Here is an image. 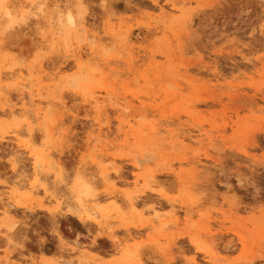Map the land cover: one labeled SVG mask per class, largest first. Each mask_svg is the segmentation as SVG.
I'll list each match as a JSON object with an SVG mask.
<instances>
[{
    "label": "rangeland",
    "instance_id": "rangeland-1",
    "mask_svg": "<svg viewBox=\"0 0 264 264\" xmlns=\"http://www.w3.org/2000/svg\"><path fill=\"white\" fill-rule=\"evenodd\" d=\"M172 3L181 10L160 17ZM20 8L8 17L0 6V114L24 107L27 116L0 115V196L15 182L41 191L16 196L9 217L0 215L15 223H0V264H264V0ZM64 10L83 11L87 31L109 46L76 60L86 40L55 22ZM23 85L29 96L47 87L44 98L29 101ZM117 100L134 114L127 144ZM12 129L32 134L15 139ZM77 175L93 188L96 218L72 211ZM43 185L59 206L37 202Z\"/></svg>",
    "mask_w": 264,
    "mask_h": 264
},
{
    "label": "bare ground",
    "instance_id": "bare-ground-1",
    "mask_svg": "<svg viewBox=\"0 0 264 264\" xmlns=\"http://www.w3.org/2000/svg\"><path fill=\"white\" fill-rule=\"evenodd\" d=\"M7 1L8 0H0V6H1V8H3L4 10H5V14L8 16V17H11L12 16V8H15V7H17L18 5L19 6H22V8H20V9H18V11L19 12H23V10H24V8H30V9H32L31 7L34 5V1L35 0H24V1H22V0H19V2L17 3V4H15V5H13L12 6V8H11V10H8L7 9V7H6V5H7ZM38 2V1H37ZM37 2H35L36 4H38ZM9 3H11L10 1H9ZM16 3V2H15ZM25 3V4H24ZM12 4V3H11ZM24 4V5H23ZM8 6V5H7ZM161 9V8H160ZM181 10V8H179L176 4H174V3H172L171 4V10H166L165 8L164 9H162L161 10V12H160V14L162 15V16H160V17H163V16H167V15H170V14H173V13H175V12H177V11H180ZM25 12H28L27 10L25 11ZM24 12V13H25ZM59 12V14H58V17H57V19H55V22H56V20H57V22L56 23H58L59 24V26H61L62 27V30L66 33V34H68L69 33V31H72V30H76V31H81V32H83V34H84V37H85V40H86V42L84 43V46H82V48L79 50V51H76V52H74V56L76 57V60H78V61H80V60H82L84 57H87V56H93L96 52H97V50L99 49V48H101V47H107V46H109L108 45V41H107V37H102V36H100L99 34H96V33H90V32H88L87 31V26H86V21L84 20V18H83V15H82V13H83V11L82 12H79V13H77V14H74L73 12H71V11H58ZM18 14V13H17ZM16 15V14H15ZM14 16V15H13ZM20 16H21V14H20ZM23 16V17H22ZM21 17V20L23 21V19L24 18H26L27 16H26V14H24V15H22ZM25 16V17H24ZM54 23V22H53ZM58 32H59V30H58ZM82 37H83V35H82ZM108 39H111V38H108ZM112 47V46H111ZM111 49V48H110ZM104 54H106V53H104ZM107 55V54H106ZM96 57V56H95ZM93 59V58H92ZM103 61V60H102ZM94 63L95 62H93V67H92V69L94 68V66H100V64H98V65H94ZM100 63H103V62H100ZM92 66V65H91ZM102 67V66H101ZM82 68V67H81ZM97 68V67H96ZM109 69V68H108ZM93 70H95V69H93ZM83 71L84 70H82V74H83ZM96 71H98V73L101 75V74H104V72H103V69H101L100 67L99 68H97L96 69ZM95 71V72H96ZM94 72V73H95ZM97 73V74H98ZM10 74V73H9ZM8 74V75H9ZM15 74V73H14ZM23 74H25V73H23ZM11 76H12V73L10 74ZM99 75V76H100ZM10 76V77H11ZM14 76V75H13ZM22 76V73H21V71H18L17 72V76H16V78L17 77H21ZM4 77H5V75H4ZM10 77H8V78H10ZM31 74L29 73L28 74V76H27V78H26V83H28V85H29V82H31L32 81V79H31ZM15 78V77H14ZM99 78V77H98ZM5 79H7V78H5ZM25 79V78H24ZM27 79H29V80H27ZM2 80H4L3 78H2ZM71 80V79H70ZM78 79L76 78V76H75V78L73 77V79H72V82H73V86L74 85H78L79 84V80L77 81ZM82 80V79H81ZM83 80H84V78H83ZM28 81V82H27ZM71 82V83H72ZM78 82V83H77ZM0 83H1V77H0ZM32 83V82H31ZM1 86V85H0ZM27 87V85H23V88L21 89V92L20 93H24V90L23 89H25ZM76 87V86H75ZM32 90H33V88L32 87H30ZM47 89V87H45V86H42V87H38L35 91L33 90V92H36L35 94L33 93V92H30V96L29 95H27L26 93H24V94H26L25 95V97H27L28 98V96H29V99L31 98V100H29V101H33L32 99V96L34 97V96H36V97H38V99H39V97L41 98L42 97V94H43V91L42 90H44V89ZM5 88L3 87V90H4ZM28 89H29V87H28ZM31 90V91H32ZM30 91V90H29ZM0 92H1V90H0ZM96 92L94 91V92H92L91 93V95H90V102L89 103H93V104H98L99 103V98H98V95L97 94H95ZM29 94V93H28ZM46 96V95H45ZM47 97V96H46ZM42 98H44V97H42ZM120 100V99H119ZM26 101V100H25ZM29 101H27V103H31V102H29ZM39 101V100H38ZM42 101V100H41ZM118 101V100H117ZM121 101V100H120ZM120 101H118L117 102V108H116V110H119L120 112H121V114H126V115H124V117L125 118H123L122 120H121V122H120V126H121V128L119 129V133H120V131L122 132V134L125 136L124 137V141H123V144H127L128 142V139L130 138V137H135L136 136V134H137V131H135L134 130V114L132 113L131 114V112L130 113H128L126 110L128 109L127 108V106H125L123 103H121ZM10 102V101H9ZM10 104V103H9ZM13 104V103H12ZM24 104H26V102H24ZM37 105V103H34V102H32V105H30V104H27L29 107H34V105ZM51 104V103H50ZM116 107V106H115ZM22 109V111H20ZM19 111V113L18 112H15V110L14 109H12V107H9V109H5V110H1L3 113H1V114H3V115H5V116H9V117H11L12 119H15V121H16V117L15 116H22V115H25L26 116V114H24V113H26L25 112V108L23 107V108H21ZM94 110V109H93ZM17 111V110H16ZM113 111V110H112ZM115 111V110H114ZM116 112V111H115ZM15 113H18V114H16L15 115ZM28 113V112H27ZM0 114V115H1ZM28 115H29V113H28ZM99 116V115H98ZM23 117V116H22ZM27 117V116H26ZM21 121V120H20ZM44 126H45V123H44ZM27 127V126H26ZM28 128V127H27ZM47 128V127H46ZM22 129V128H21ZM24 129H22V131H23ZM22 131H15V129L13 130L12 129V132H11V134H12V136L15 138V139H19L21 136H23V135H25L26 134V136H31V130L30 129H28L27 131H24V132H22ZM119 136V135H118ZM24 137V136H23ZM14 139V140H15ZM188 140V139H187ZM49 148V147H48ZM110 155V154H109ZM53 156V155H52ZM35 157H36V161H35V170H37V171H39V169H37V167H40V166H42L43 165V163H42V153L40 152V151H36V154H35ZM54 158H56V157H54ZM103 158H105V159H108V156L107 155H105V156H103ZM49 160V159H48ZM56 160V159H55ZM199 160V159H198ZM200 162V161H199ZM52 164V163H51ZM137 164V163H136ZM138 165V164H137ZM198 165H199V163H198ZM49 167H50V165H49ZM34 174V173H33ZM78 174V173H77ZM39 175H40V173H39ZM38 175V172H36L35 171V176H36V181H38V182H40V180L42 179H40V176ZM145 175H147V174H145ZM149 175V174H148ZM39 176V177H38ZM42 176V175H41ZM105 176V175H104ZM106 177V176H105ZM150 177H151V175H150ZM150 177H147L146 176V178H150ZM37 178L38 179H40V180H37ZM145 178V179H146ZM42 180H44V179H42ZM140 180V179H139ZM148 180V179H147ZM147 180H145V183H146V185H147V182H149V181H147ZM34 181V180H33ZM37 182V183H38ZM91 182V181H90ZM39 184V183H38ZM132 184H133V191L130 193V195H129V193H128V196H129V198H130V200H132V199H134L135 198V196H134V193L136 192V189H137V185H138V179H135L133 182H132ZM26 185V184H25ZM24 184H20V182H15V183H10V185H9V190H8V193L6 194V195H1L0 196V202H2L0 205H3L1 208V210H0V215L2 216H7V217H9L8 216V214L11 212L12 213V209L10 210L8 207L10 206L11 207V205H12V201H13V199L16 197V196H23V194H28L29 195V197L30 198H32V197H34V196H37L38 197V195H39V193H40V191H41V189L39 188H35V185L34 184H31V185H26V186H28L27 187V189H26V186H25ZM38 186V185H37ZM26 189V190H25ZM40 190V191H39ZM48 186L47 187H45V185H43V193H41L40 195H41V198L39 199V201H37V202H39V203H42V205L44 206L45 205V202H46V205L48 206V205H51L50 207H52V205L54 204V206H59L60 205V201H59V198H57L55 195H53V194H48L47 192H48ZM138 191H139V189H137ZM72 191L74 192V195H75V209H72V211L73 212H75V213H82V214H85L87 217H95L96 218V215H99L100 214V212H98V210H97V208L96 207H94V205L92 206H90L89 205V203H88V199L87 198H89V197H92L93 195H94V193H93V188L88 184V182H86V180L85 179H83L81 176H79V175H77L76 177H75V179H74V181H73V189H72ZM94 197V196H93ZM38 199V198H37ZM94 199V198H93ZM95 199H97V198H95ZM92 200V201H97V200ZM87 200V201H86ZM136 200V199H135ZM36 201V200H35ZM30 202H31V200H30ZM32 202H33V200H32ZM95 203V206H99V204H98V202L96 203V202H94ZM132 204L133 205H135L136 204V202L133 200V202H132ZM12 207H15L14 205H12ZM45 207V206H44ZM135 207V206H134ZM16 209V208H15ZM156 209V208H155ZM154 208L152 209V210H150V211H158V210H155ZM186 210H187V208H186ZM147 212V211H146ZM149 212V211H148ZM159 212V211H158ZM10 213V214H11ZM80 213V214H81ZM187 213V212H186ZM9 214V215H10ZM151 214H152V212H151ZM189 214V213H188ZM153 215H154V217L155 218H157L158 220H160V214L159 213H157V212H154L153 213ZM3 218V217H2ZM177 218V217H176ZM11 220V219H10ZM179 220L178 219H174L173 220V222H174V225H177L179 222H178ZM0 223H3V224H5L6 225V227H7V229L9 230V231H11V230H13L14 229V227H15V223H13V222H10L9 221V218H4ZM7 231V230H6ZM131 238H135V236H132ZM1 250V249H0ZM5 256V255H4ZM125 256H126V259H128V257H130V252H125ZM6 257V256H5ZM4 258V257H3ZM6 259V258H5ZM5 259H3L4 261H5ZM123 259V258H122ZM125 259V258H124ZM1 260V259H0ZM7 260V259H6ZM2 261V260H1ZM0 261V262H1ZM3 261V262H4ZM126 261V260H125Z\"/></svg>",
    "mask_w": 264,
    "mask_h": 264
}]
</instances>
